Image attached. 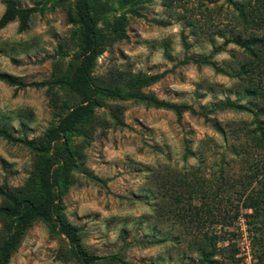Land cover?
<instances>
[{"label": "rangeland", "instance_id": "374dc122", "mask_svg": "<svg viewBox=\"0 0 264 264\" xmlns=\"http://www.w3.org/2000/svg\"><path fill=\"white\" fill-rule=\"evenodd\" d=\"M15 1L27 28L18 31L17 20L0 28V72L26 83L0 81V245L19 228L7 264H78L73 252L124 260L97 264H254L239 195L252 166L242 157L261 154L249 130L264 115L241 87L257 67L250 54L264 51V0H88L91 81L119 96L97 94L91 114L50 145L48 130L78 103L69 87L83 44L76 0ZM4 7L0 0V16ZM119 17L125 36L114 38ZM220 45L211 59L218 71L181 62ZM152 73L163 76L127 86ZM140 92L195 110L224 99L245 109L209 114L220 133L189 108L178 118ZM42 171L56 178L51 209L29 218L45 197Z\"/></svg>", "mask_w": 264, "mask_h": 264}, {"label": "trees", "instance_id": "16d2710c", "mask_svg": "<svg viewBox=\"0 0 264 264\" xmlns=\"http://www.w3.org/2000/svg\"><path fill=\"white\" fill-rule=\"evenodd\" d=\"M88 0H76L75 2V12L81 23L82 27V51L79 63L75 71L73 72L71 79L69 81V87L72 92L78 97V103L71 107L64 115H62L57 123L51 127L46 134V142L48 145L52 144L54 141L58 140L61 135L70 131L75 125L80 121L88 117L95 105L96 95L108 96V97H118L119 90H110L104 87H97L91 81L90 68L91 63L95 55V24L91 19L88 6ZM4 11L0 16V28L4 27L11 21H18V31H23L27 28V12L26 9L19 7L15 0H4ZM264 6L261 5L263 10ZM261 10V11H262ZM258 24H262V20H259ZM123 18L119 17L114 22L115 35L114 38L124 37L123 29ZM261 37L258 41L263 40ZM224 43V42H223ZM222 49V45L218 46L214 51L210 52L206 56L201 57H191L185 55L181 62H186L187 60L192 61L197 66L207 65L215 67V63L211 60L212 56L218 53ZM252 56L251 62L257 60V67L252 68L250 74H248L247 81L242 85L241 89L245 92V95L253 98L259 110L264 115V79L260 76H264V68L258 64H264V51H257L250 54ZM215 70H219L215 67ZM256 71V72H255ZM163 76V73H152V74H137L127 81V86L139 90L143 86H148ZM253 77H257L254 80ZM0 81L10 85L15 86V88H20L26 85L25 82L16 79L12 75L6 72H0ZM137 98L144 101L146 104L162 107L167 109H172L177 114L178 118L181 112L189 108L193 114L203 117L205 122H208L216 131L223 133V129L220 124L209 118V114H215L217 112L223 111L225 109L232 110H244L245 107L236 104L234 101H229L224 99L223 101H218L210 105L208 109L195 110L191 107H187L182 104H174L162 99H157L152 95H147L145 93H138ZM255 129L249 130L252 132L250 135L251 141L255 144V147L261 150L260 156L253 159V156L248 158L247 156L242 157L244 161L249 162L250 173H245L244 178H246L247 184L241 190L239 198L241 200L242 207L248 209L249 211L245 213L246 224L248 231L250 233L252 257L255 260L254 264H264V119L257 122ZM0 132H2L0 130ZM257 132V134H255ZM191 154L190 149L187 145L184 147V157H188ZM56 155L61 159L65 158L67 155L62 151H57ZM68 161H64L61 166V170L58 176L65 181L67 178ZM48 177V172L42 171L38 182L42 186L45 185L44 193L45 197L41 205L33 206L29 210V218H34L36 216L46 217L48 216L51 204L53 200V195H50V184L56 181V178L50 179V182L46 180ZM242 178V177H241ZM242 181V180H241ZM256 182V188L252 189V183ZM243 182V181H242ZM40 185V184H39ZM4 211V208L0 207V213ZM9 223V222H8ZM6 223V231L9 232L10 224ZM8 224V225H7ZM121 238L124 239L125 231L121 230ZM19 228H14L6 237L2 240L0 245V264H7L8 258L12 251L15 250L18 242ZM150 242V241H147ZM73 260L78 264H97L98 260H108L110 262L123 263L124 260L118 254H107L101 256H89L86 253L73 252Z\"/></svg>", "mask_w": 264, "mask_h": 264}]
</instances>
